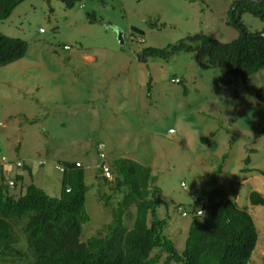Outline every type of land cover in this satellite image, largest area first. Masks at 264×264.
Listing matches in <instances>:
<instances>
[{"label": "rangeland", "instance_id": "1", "mask_svg": "<svg viewBox=\"0 0 264 264\" xmlns=\"http://www.w3.org/2000/svg\"><path fill=\"white\" fill-rule=\"evenodd\" d=\"M237 1L242 0H78L66 9L57 0H26L0 21L2 35L27 43L21 59L0 67V157L24 159L32 166L33 185L51 197L61 188L62 173L55 166L82 165L89 220L80 242L105 235L104 226L111 223L98 195H110L113 206L120 198L100 178L101 146L108 164L128 158L150 167L159 198L167 204L156 215L166 220L162 233L177 252L184 248L193 201L219 189L246 209L256 228L248 264H264V208L249 202L253 191L264 198L259 173L264 172V134L259 135L264 70L221 87L220 72L191 60V53L169 61L153 58L149 66L136 60L147 47L164 48L187 35L201 33L223 43L236 39L239 32L226 20ZM86 14L96 22L89 23ZM241 23L250 33L264 26L248 12ZM78 52L94 61L86 62ZM179 74L184 81L173 83ZM220 163L223 169L213 183L208 176ZM21 225L15 224L14 233L23 257H2L0 264L34 261Z\"/></svg>", "mask_w": 264, "mask_h": 264}, {"label": "trees", "instance_id": "2", "mask_svg": "<svg viewBox=\"0 0 264 264\" xmlns=\"http://www.w3.org/2000/svg\"><path fill=\"white\" fill-rule=\"evenodd\" d=\"M26 0H0V21ZM49 1V0H44ZM71 9L78 0H57ZM189 3L203 0H184ZM234 6H236L234 8ZM253 14L264 22V1L234 2L228 12L226 25L235 18L245 37L230 42H219L204 34L187 35L164 48L147 47L137 55L139 63L148 58L168 60L178 53H192L196 61L220 72L221 87H230L245 81L264 69V36L250 33L241 23V15ZM89 23L96 22L93 14H86ZM237 30V29H236ZM238 31V30H237ZM27 43L19 38L0 33V67L21 59ZM244 89H250L245 87ZM150 84L147 93L149 94ZM264 134V126L259 135ZM213 136V133L210 134ZM202 143L208 144L205 138ZM222 160L225 156H222ZM246 164L249 159L244 160ZM61 188L57 197L47 195L35 185H28L22 195H10L0 188V258H21L16 248L15 224L22 222L21 233L27 248L34 254L32 264H157L166 254L163 264H248L257 241L254 223L244 208H240L219 189H213L205 199H196L191 208V219L184 248L177 252L172 241L163 235L166 220L156 215V209L167 204L159 198L160 190L152 186L154 177L148 166L132 159L117 158L110 162L113 173L106 182L114 195H98V201L111 212V223L85 242H80L82 225L88 222L85 211V184L83 167L74 162H62ZM223 164L208 176L213 183ZM246 172V169L241 170ZM264 177V172H259ZM249 202L264 208V198L258 192L249 194ZM201 206L203 215H195ZM126 220L130 223L126 224ZM154 250L158 252L151 256Z\"/></svg>", "mask_w": 264, "mask_h": 264}, {"label": "built area", "instance_id": "3", "mask_svg": "<svg viewBox=\"0 0 264 264\" xmlns=\"http://www.w3.org/2000/svg\"><path fill=\"white\" fill-rule=\"evenodd\" d=\"M140 43H144V40L140 38L138 40ZM64 48H67L64 46ZM173 83H180V80L177 78H174L171 80ZM171 132V130L169 131ZM99 152V158H100V176L106 180L112 179V170L108 162L106 161V155L103 152V149L101 146L98 147ZM39 165H43L44 163L42 161L38 162ZM76 167H82L81 164L75 163ZM24 167V161L21 159H15V160H9L6 157L2 156L0 157V188H5L7 192L10 194L9 190L12 188L15 184V178L10 177V172L12 170L16 169H22ZM56 170H58L60 173H63L65 168L59 164L55 166ZM182 187H184L183 184H181ZM202 207L199 206L196 211L195 215L200 216ZM177 213L179 215H187L186 212L183 210L177 209Z\"/></svg>", "mask_w": 264, "mask_h": 264}, {"label": "crops", "instance_id": "4", "mask_svg": "<svg viewBox=\"0 0 264 264\" xmlns=\"http://www.w3.org/2000/svg\"><path fill=\"white\" fill-rule=\"evenodd\" d=\"M196 3V2H195ZM195 3H192V4H195ZM17 9V7L13 10L15 11ZM13 13V12H12ZM264 31V26L263 28L260 29V31H255V32H262ZM74 53V52H73ZM71 54L70 56L73 57L72 55L74 54ZM79 53V52H78ZM192 54V53H191ZM79 55L81 56L82 59H84L86 62L88 63H92L94 61V57L91 56V55H88V54H83V53H79ZM174 55L171 57L173 58ZM171 58H169L168 60H165V61H169ZM151 59L153 58H148L146 63H142L144 65H148L149 66V63L151 61ZM159 59V58H158ZM194 59V55L193 57L191 58V60ZM137 60V58H136ZM196 61V60H195ZM138 62V61H137ZM198 62V61H197ZM139 63V62H138ZM206 67V66H205ZM264 70V69H263ZM262 70V71H263ZM181 75V77L177 78L180 80V83H182L184 81L183 77L185 76L184 74H179ZM147 88H148V84H147ZM150 89H151V85H150ZM149 94H150V90H149ZM149 94L147 93V98L149 97ZM152 107L151 106H148V110L151 109ZM170 130H168L169 132ZM214 135V134H213ZM17 159H21V158H18ZM15 160V159H14ZM24 161V167L22 169H14L10 172V177H14L15 178V184L12 188H10V195H13V196H19V195H22L24 193L23 191V187L24 186H28L30 184H35L32 180V166L27 163L24 159H21ZM226 160V159H225ZM66 162V161H64ZM77 163V162H76ZM146 165V164H144ZM82 166V165H81ZM149 167V166H148ZM150 168V167H149ZM56 169V168H55ZM223 169V167H222ZM222 171V170H221ZM38 188H40L38 185H36ZM152 186H155L154 183L152 184ZM59 195V194H58ZM58 195L54 196V197H57ZM159 196V195H158Z\"/></svg>", "mask_w": 264, "mask_h": 264}, {"label": "water", "instance_id": "5", "mask_svg": "<svg viewBox=\"0 0 264 264\" xmlns=\"http://www.w3.org/2000/svg\"><path fill=\"white\" fill-rule=\"evenodd\" d=\"M242 1H244V0H242ZM263 1H264V0H261L260 3H262ZM235 7H236V6H234V8H235ZM230 24H231L232 26H234V27L238 30V32L241 34L242 37H245V36H246L245 33H244V31H243V29H242L241 27H239L238 24H236V20H235V18H231V19H230ZM261 36H264V33L259 34V36L254 35L253 37L256 38V37H261Z\"/></svg>", "mask_w": 264, "mask_h": 264}, {"label": "clouds", "instance_id": "6", "mask_svg": "<svg viewBox=\"0 0 264 264\" xmlns=\"http://www.w3.org/2000/svg\"><path fill=\"white\" fill-rule=\"evenodd\" d=\"M201 214H202V215L204 214V211H203V210H201Z\"/></svg>", "mask_w": 264, "mask_h": 264}]
</instances>
